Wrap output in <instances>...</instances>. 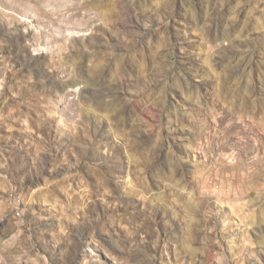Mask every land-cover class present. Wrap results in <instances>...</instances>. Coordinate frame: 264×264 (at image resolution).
<instances>
[{"label": "rangeland", "instance_id": "374dc122", "mask_svg": "<svg viewBox=\"0 0 264 264\" xmlns=\"http://www.w3.org/2000/svg\"><path fill=\"white\" fill-rule=\"evenodd\" d=\"M0 264H264V0H0Z\"/></svg>", "mask_w": 264, "mask_h": 264}]
</instances>
